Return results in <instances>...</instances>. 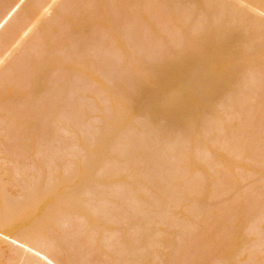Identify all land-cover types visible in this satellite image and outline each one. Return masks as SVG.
<instances>
[{
  "label": "bare ground",
  "instance_id": "bare-ground-1",
  "mask_svg": "<svg viewBox=\"0 0 264 264\" xmlns=\"http://www.w3.org/2000/svg\"><path fill=\"white\" fill-rule=\"evenodd\" d=\"M252 241L264 0H0V264H264Z\"/></svg>",
  "mask_w": 264,
  "mask_h": 264
},
{
  "label": "rangeland",
  "instance_id": "rangeland-1",
  "mask_svg": "<svg viewBox=\"0 0 264 264\" xmlns=\"http://www.w3.org/2000/svg\"><path fill=\"white\" fill-rule=\"evenodd\" d=\"M132 23H133V22H132ZM151 29H152V28H151ZM151 29L149 30V31L152 32L151 34L149 33V36H150V37L147 36V38L150 39V40L148 39L149 42H153V43L156 42V43H158L157 40H162V39L166 36V35L164 36L163 33H162L163 35H161L160 33H161L162 31H159V30L156 29V28H154V29H152V30H151ZM157 32H159V33H157ZM155 33H156V34H155ZM87 34H88V33H87ZM152 34H153V35H152ZM159 34H160V35H159ZM89 35H90V34H89ZM89 35H87L86 37H88ZM151 35H152V36H151ZM160 36H161V37H160ZM90 37H91V36H90ZM152 38H153V39H152ZM156 38H158V39H156ZM155 39H156V40H155ZM218 93H219V91H217V93H216V91H215V94H218ZM102 95H103L104 97H103ZM101 96H102V97H101ZM105 96H106V97H105ZM96 97H97V100H98V101H94V99H95ZM96 97H95L94 99H91V100L87 101L86 104H85V107L88 108V109H91L90 111H92L93 106H95L96 104H100V105L103 106L102 103H106V104H108V105L105 104L106 106L104 105V107H109V103H110L109 100H110V99L107 97V95H104L103 93H101L100 96H99V94H98ZM99 97H100V98H99ZM101 98H102V100H101ZM106 98H108V101H109V102L106 101ZM103 99H104V101H103ZM92 102H93V103H92ZM97 102H102V103H97ZM90 103H91V105H90ZM92 104H93V106H92ZM110 104H111V103H110ZM87 105H88V106H87ZM89 106H91V107L89 108ZM93 114H94V113H93ZM93 114H92V115H93ZM88 124H89V123H88ZM90 124H91V123H90ZM79 125H80V124H79ZM79 125H77L75 128H76L77 130H79V129L81 130V128L83 127L82 130L79 131V132L84 134L85 131H83V130H86V129L88 130V125H87V124H81V125H80V128L78 127ZM54 128H55V127H54ZM180 129H182V128H180ZM180 129H178V132H177L178 134L175 133L176 135H179V132L181 131ZM87 130H86V131H87ZM58 131H59V130H58ZM154 132H155V131H154ZM158 132H159V131H158ZM85 133H86V132H85ZM61 134H62V135H63V134L66 135L65 132L62 133L61 131H59V132H58V136L61 135ZM157 134H158V133H154V136H153V132H152V133H151V135H152L151 139L154 138V139H153L154 141L158 139L157 142H159V143L162 144V142H163L164 140H161L160 138H157V137H158ZM180 134H181V132H180ZM64 135H63V136H64ZM155 135H156V137H155ZM66 136H67V138L70 137L69 134L66 135ZM70 138H71V137H70ZM70 138H69V139H70ZM71 139H72V138H71ZM71 139H70V141L67 140V143H68V141H69V143H70V144H69L70 147H71L70 150H72L73 153L76 152L75 150H78V152H79V149H82V148H81V147L78 148L77 146H75V145L73 144V142L71 141ZM141 140H142V139H141ZM141 140H140V142H141ZM168 141H170V139L167 140V141H164V142H166L167 145H170V143H168ZM71 142H72V143H71ZM164 142H163V144H164ZM166 143H165V144H166ZM172 143H173V142H172ZM174 143H175V142H174ZM161 144L158 145V146H159L158 149L163 150V149H162V148H163V145H161ZM165 144H164V145H165ZM175 144H176V143H175ZM175 144H174V146L171 144V145H172L171 149L174 147L173 150H170V147L166 145V150H167V148H168V149L171 151L170 154H172L174 151H175V152H174L175 154H176V152H178V151H176V150H178V148L180 147V144H179V147H178V143L176 144L177 147H175V146H176ZM72 145H74V146H73L74 148H72ZM171 145H170V146H171ZM75 147H76V148H75ZM140 147L143 148L142 146H139V145H138V148H139V149H137V150H140V153H139V151H137V152H138L139 154H141V152H142V154H143V149H141ZM60 148L62 149L63 147L60 146L59 149H60ZM164 148H165V146H164ZM175 149H176V150H175ZM63 150H65V149L63 148ZM73 150H74V151H73ZM82 151H83V149L81 150V152H82ZM172 151H173V152H172ZM81 152H80V153H81ZM168 153H169V152H168ZM174 153H173V154H174ZM81 154H82V153H81ZM142 154H141V155H142ZM170 154H169V155H170ZM173 154H172V156H173ZM175 154H174V155H175ZM135 155H136V153H135ZM141 155H140V156H141ZM137 156H138V155H136L135 158H140V157H137ZM60 158H61V157H60ZM212 158H214V157H212ZM140 159H143V158H140ZM148 159H149V158H148ZM128 160H129V159H128ZM130 160H131V161H130ZM130 160H129V161L126 160V162H124V163H126V164L122 165V167H123L122 171H123V172H124V171H127L128 168L131 167L130 164L133 162L132 160H134V159H130ZM143 160H144L143 164L148 163V164L145 165V166H147L146 168H150V167H148V166H151V163H152V166H153V162H152L153 160L151 161V159H150V160L148 161L146 158L143 159ZM146 160H147V161H146ZM127 162H128L129 164H128ZM86 163H88V162H86ZM172 163H173V162H172ZM172 163H170V166H169V167H171L170 169H172V167H173V164H172ZM83 164H85V161L83 162ZM122 164H123V163H122ZM125 165H126V166H125ZM152 166H151V167H152ZM124 167H125V168L127 167V168L125 169ZM169 167H168V169H169ZM170 171H171V170H170ZM178 174H180V177H181V173H175V174L173 173L172 176L174 175V177H173V178H171V177L169 178V179H171V181H169V184H170V185H172V183H173V185H175V184L177 185L176 182H177L179 179L181 180V178H180L179 176H178L179 178L176 176V175H178ZM175 176H176V178H175ZM8 177L10 178V181H9L10 183H9V182L7 183V181H6V178H7V177H6V178H5L6 183H5L4 185L7 184V185H6L7 187H6V186H5V187H6L8 190L10 189V191L12 190L11 188H13L14 192H16V194L14 193L15 195L19 194V193H20V190H19L18 188H16L17 186L14 187V183L17 184V182H14V180H13V178H15V177H13V176H11V177L8 176ZM9 178H8V179H9ZM174 178L176 179V182L174 181V180H175ZM177 178H178V179H177ZM172 179H173V180H172ZM180 180H179L178 182H180ZM16 181H17V180H16ZM174 182H175V183H174ZM241 182H242V181H241ZM246 182H247V181H246ZM246 182H245V183H244V182L240 183V184H239L240 187L243 188L244 186H246V185H245V184H247ZM243 183H244V184H243ZM8 184H9V185H8ZM10 184L12 185L11 188H10V186H11ZM16 184H15V185H16ZM178 185H179V183H178ZM8 186H9V187H8ZM242 186H243V187H242ZM135 187H137V186H135ZM16 189H17V191H15ZM13 190H12V191H13ZM17 192H18V193H17ZM106 203H107V204H106ZM108 204H110L111 206L108 205ZM104 205H105V206H104ZM112 206H113V203H110V202H104V204H103L104 209H105V208L108 209V208H110V207H112ZM138 234H139V233H136V238L139 236ZM255 241H257V240H255ZM252 242H253V241H252ZM252 242H251V243H252ZM251 243H250V245H249V246H251V247H248V248H250V250H249V249L246 250V251H248V252L251 251L252 249H253V251L255 250V248H253V245H254L255 242H253L252 244H251ZM256 243H257L258 245H257V246H256V244L254 245V246L256 247V250L254 251L255 253L252 251V255H253L254 259H256L258 256H260V255H258V254L260 253V251L264 250V249L262 248V246L264 247V244H260V245H259L260 242H256ZM67 246H68V245H66V248H67ZM258 246H259V248H258ZM68 247H69V246H68ZM261 248H262V250H261ZM259 250H260V251H259ZM258 251H259V253H258ZM248 252H247V253H248ZM247 253L244 252L245 255H246ZM244 254H243V255H244ZM254 254H255V256H254ZM250 255H251V252L248 253V256H247V257H251V256H252V255H251V256H250ZM257 255H258V256H257ZM253 257H251V259H252ZM255 257H256V258H255ZM254 259H253V260H254ZM258 260H259V258L256 259L257 264H259V263H258ZM260 261H261V260H259V262H260ZM131 263H132V264H135L136 261H135V262H134V261H131ZM131 263H129V264H131ZM261 263H262V261L260 262V264H261Z\"/></svg>",
  "mask_w": 264,
  "mask_h": 264
}]
</instances>
